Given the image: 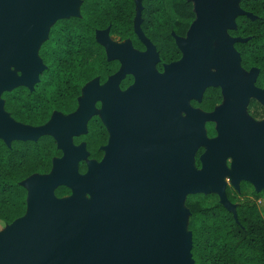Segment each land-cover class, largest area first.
Wrapping results in <instances>:
<instances>
[{"label":"water","instance_id":"water-1","mask_svg":"<svg viewBox=\"0 0 264 264\" xmlns=\"http://www.w3.org/2000/svg\"><path fill=\"white\" fill-rule=\"evenodd\" d=\"M239 1L197 0L201 5L198 19L188 37L176 39L185 59L166 65V76L161 79L153 70L158 61L155 47L139 28L144 53L130 55L125 45L105 47L120 61V70L135 76V82L119 93V84L107 81L109 76L88 95L90 102L104 101L109 113V128L105 125L111 137L97 171L90 165L79 172L78 162L87 152L84 156L85 146L76 147L71 140L76 129L86 127L90 116L86 121L81 116L68 119L64 125L55 124L53 134H41L13 120L0 98V138L9 144L14 139L51 134L63 152L54 183L34 184L27 193L31 212L18 218L0 240V264H194L191 233L187 224L184 231L183 213L178 211L182 197L206 192L211 186L230 209L223 183L228 157L234 184L247 180L264 188V120L247 123L232 114L219 115L220 133L206 143L199 171L188 169L185 161L191 153V139L203 135L204 122L200 117L185 127L175 122L187 96L200 97L210 85H219L223 94L235 92L245 109L249 99L259 95L256 71L242 69L233 46L240 38L224 42L222 59L208 51L207 29L220 34L227 17H234L235 22L237 15H249ZM70 6L68 0H0V94L21 84L33 86L38 80L44 68L38 56L43 40H39L44 34L47 37L56 19L67 17ZM12 64L23 72L21 84L10 71ZM238 66L248 75L240 76ZM211 67L217 70L210 72ZM59 185L68 187L71 194L57 197L54 190ZM81 193L93 199H81Z\"/></svg>","mask_w":264,"mask_h":264},{"label":"trees","instance_id":"trees-1","mask_svg":"<svg viewBox=\"0 0 264 264\" xmlns=\"http://www.w3.org/2000/svg\"><path fill=\"white\" fill-rule=\"evenodd\" d=\"M79 1L78 14L56 19L39 45L38 56L44 68L32 88L21 84L0 94L4 110L16 122L38 127L56 112H75L87 82L97 79L102 84L120 68L118 59L109 58L105 46L98 41V30H108L121 39L129 38L142 48L133 30L138 2L142 33L154 44L159 56L157 68L181 59L183 53L175 37L186 35L189 21L195 18L192 0L174 4L175 13L185 22L165 12L164 0ZM239 6L249 15H237L235 27L227 32L240 38L233 43L240 66L246 72L256 71L255 85L264 91V0H240ZM132 80V75L127 74L119 88L127 89ZM222 96L221 87L211 85L204 90L201 100H192L191 104L210 112ZM246 111L254 120H264V103L256 98L249 99ZM207 127L213 130L212 123ZM109 135L99 115L92 114L86 131L75 142H85L88 158L100 159ZM60 155L61 149L51 135L14 139L9 144L0 138V223L10 224L26 213L27 190L23 180L32 174L48 173ZM79 170H86L85 161L79 163ZM54 193L62 197L70 189L60 185ZM225 193L228 202L235 205L234 211L219 200L212 204H203L201 200L185 202L194 264H264V217L257 206L260 194L247 180L240 181L239 192L226 187Z\"/></svg>","mask_w":264,"mask_h":264},{"label":"rangeland","instance_id":"rangeland-1","mask_svg":"<svg viewBox=\"0 0 264 264\" xmlns=\"http://www.w3.org/2000/svg\"><path fill=\"white\" fill-rule=\"evenodd\" d=\"M173 1H176V0H166L167 9L170 12L172 11L171 10V4H172ZM192 1H193V4H194L195 18L191 22L190 28L188 30V34H189L192 26L194 25V23L198 19L199 11H200V8H201V5L197 2V0H192ZM236 3H237V1H235V4ZM78 7H79V1L78 0H74V3H71V6H70L68 12L65 14V16H69V15L78 13ZM137 19H138V16L136 17V22H138ZM50 24H51V22H50ZM50 24H48V27H49ZM234 25H235L234 17L229 16V17H227V23L221 28L220 34H214L209 29H207L205 31L207 36L209 37L208 51L210 53L217 54L220 57V59L223 58L222 46H223L224 42L226 40H232V41L234 40V38L231 37L227 33V30H228V28H231ZM188 34H187V37H188ZM108 37H110V35L108 34L107 31H98V33H97L98 40L100 42H102L105 45L106 48L109 45L110 46H115L114 42H119V43H121V46L126 45L128 47L129 52H130L131 55H140V54L145 52V51L136 50L135 48H133L131 46L130 42L127 41V40H119L117 38L111 37L113 42H109L108 41ZM45 38H46V35L44 34L42 36V38L39 40V43L42 40H44ZM106 51H107L108 56L111 57L109 51L108 50H106ZM185 56H186V54L184 53V55H183L182 59L179 61V63L184 61ZM120 67H121V65H120ZM16 68H18V67L15 64H12L10 66V71L18 79L17 84H21L22 83L21 78L23 76V72H22V70L19 69V71L17 70L16 74H15ZM153 70H154L156 76L158 78H160V79L166 76L165 69H163V71H158L157 68L154 67ZM209 70H210V72L216 71L215 67H211ZM238 71H239V75L240 76L248 75L239 66H238ZM125 75H126V73L124 71L120 70V68H119L113 75H111L109 77V79L107 81H115L116 80V82L119 84V82L121 81V79ZM103 85L104 84L103 83L100 84L97 79H93V80L87 82L85 87L83 88L81 96L79 98V106L80 107H78L75 112H73L71 114H66L65 116H63L64 114H61V113H55L53 115V116H56V117L64 118V121H62L61 123H57L56 122V123L50 124V120L53 117L52 116L51 119L47 123H45L44 125L39 126V127H31V128L32 129H40V128H44V126H47L48 124H50L49 132H47V133L53 134L52 127L55 124L64 125L65 122L68 119H71V118H74V117H79V116H81L84 119V121H86L87 118L89 116H91L92 114L99 115L101 120L108 126L109 113H108V111L105 108L104 101L96 100V101L90 102L88 100L89 93L93 89L100 88ZM133 85H134V83L131 86H129L126 90L130 89ZM31 86L32 85L30 84V87ZM257 88L259 89V95H257L256 98H258L260 101L264 102V92L259 87H257ZM126 90H121L118 87V92L119 93H123ZM192 96L193 95H191V94L188 95L186 100L184 101L182 107L180 109H178V111L176 112V114H175V122H176V125L178 127H185L186 124L195 122V120L197 118H199V117L202 118V120L204 122L203 131H202L203 135H202V137H194V138L191 139V141H190L191 147H192L191 148V153H190V156L185 161L186 166H187L188 169L193 170V171H199L200 167H201V166L199 167L197 165V162L200 163V160H199V156L200 155H199V153L202 151V149H204L206 147V143L211 138L217 137L219 135V133H220L221 121L218 118L219 115L232 114V115H235L238 119H240V120H242L244 122H247V123H256L258 121H256L253 118H251L249 116V114L247 113L245 108H242V107L239 106L238 101H237V94L235 92H232V93H229V94H223L222 101L219 104H217L214 107L213 111H211V112H204V111L199 110L197 108H193L190 105V102H189V100H190V98ZM82 99H83V103H82ZM81 106H82V111H81ZM260 122H262V121H260ZM208 123H212L213 124V130H209L208 129V127H207ZM108 128H109V126H108ZM85 130H86V127L84 125V126H82L80 128V130H78L76 133H74L73 136L79 135V134L85 132ZM72 137H71V140L73 142V138ZM75 146L83 148L84 147V143L75 144ZM85 155H86V151L84 150V156ZM60 159H61V156L56 158L54 160V162H53V166H54V164L57 165V163L60 161ZM81 160H86V159L84 157ZM99 162L100 161H97V160H94V159L86 160L87 169H88V167L90 165H93L95 167L96 171H97ZM230 164H231V158H227L226 161H225V167H226L227 171H226V173L223 176V183H224V185H230L234 189L238 190L239 189L238 183L237 184L233 183V174L231 172ZM53 166H52V168H53ZM52 168L50 169V171L48 173L39 174V175L43 176V175L49 174L51 172ZM96 173L97 172H95V175H96ZM254 187H255L256 191L260 192L259 193L260 194V199H259V201H257V203H258V206H259V210H260L262 216L264 217V188L258 189L256 187V185H254ZM27 193H28V191H27ZM212 193H214L215 195H210V196L208 195V194H212ZM203 195H205V196L208 195V196L204 197ZM79 198L89 201V200L93 199V196L91 194H89V193H81V194H79ZM196 200H201L203 202V204H212L214 201L219 200V196H218V194L216 192L213 191L212 187L209 186L208 190L206 192L187 193V194H185L182 197V199L180 200V203L178 205V211L183 213V215L181 216V222L183 224L184 231H186V232H187L186 224H187V221H188V210L185 207V202L186 201H196ZM229 207H230V209L234 210L235 206L229 204ZM30 212H31V208L29 206V208L27 210V213L25 215H28ZM22 218H20V219H22ZM20 219L14 221L13 223H10V224L0 223V240H2L4 237H6L9 234V232L14 228L16 222L19 221Z\"/></svg>","mask_w":264,"mask_h":264},{"label":"flooded vegetation","instance_id":"flooded-vegetation-1","mask_svg":"<svg viewBox=\"0 0 264 264\" xmlns=\"http://www.w3.org/2000/svg\"><path fill=\"white\" fill-rule=\"evenodd\" d=\"M180 0H176V1H173L172 2V4H171V12L167 9V6H166V0H164V10H165V12L168 14V15H170L172 18H174L175 20H177V21H183V22H185V20L184 19H182L181 17H179L176 13H175V11H174V4L175 3H177V2H179ZM193 9H194V4H193ZM140 11H141V6H140V4H139V2H138V4H137V6H136V13H135V17H134V20H133V30H134V32L136 33V35H137V37H138V39H139V41L141 42V44H142V48H140V47H138V46H136L135 44H134V42L131 40V39H121V38H119L118 36H116V35H114V34H109L110 35V41L111 42H113L112 41V38L111 37H113V38H117V39H119V40H127V41H129L130 42V44H131V46L133 47V48H135L136 50H138V51H146V45H145V43L140 39V37L138 36V34H137V31H136V28L138 29H140L141 30V27H140V24H141V21H142V18H141V16H140ZM194 11V10H193ZM195 12V11H194ZM138 16V22H136V17ZM194 20V18L192 19V20H190L189 21V23H191L192 21ZM190 28V27H189ZM141 32H142V30H141ZM187 34H188V31H187ZM187 34L186 35H184V36H182V37H175V42H176V39L177 38H185V37H187ZM144 35V34H143ZM148 39V38H147ZM149 40V39H148ZM150 41V40H149ZM114 43H119V42H114ZM177 44V43H176ZM154 45V44H153ZM126 46V45H125ZM178 46V45H177ZM155 47V46H154ZM179 48V47H178ZM127 49H128V47H127ZM180 49V48H179ZM155 50H156V47H155ZM128 52H129V49H128ZM157 52V51H156ZM183 53V52H182ZM129 54H130V52H129ZM158 54V53H157ZM131 55V54H130ZM183 55H184V53H183ZM183 55H182V57H183ZM182 57H181V59H182ZM110 58H112V57H110ZM181 59H179V60H177V61H173V62H179ZM119 61V60H118ZM158 62H159V56H158V61L155 63V65H154V67H156L157 68V64H158ZM119 63H120V61H119ZM172 63V62H171ZM168 64H170V63H162V65H161V69H158L157 68V70L158 71H163V69H165V66L166 65H168ZM120 65H121V63L119 64V67H120ZM127 74H130V75H132V77H133V80H132V83L129 85V86H131L133 83H134V81H135V76L132 74V73H126V75ZM125 75V76H126ZM119 84H120V82H119ZM128 86V87H129ZM211 86V85H210ZM208 87V86H207ZM206 87V88H207ZM205 88V89H206ZM204 89V90H205ZM222 89V88H221ZM204 90L202 91V94H203V92H204ZM202 94H201V96L200 97H196V96H194L193 94H191V95H193L191 98H190V100H189V102H190V105L193 107V108H197V109H199V110H202V111H204V112H208V110H204V109H201L200 107H198V106H195V105H192L191 104V101L192 100H201V97H202ZM222 94H223V91H222ZM190 95V94H189ZM222 98H223V96H222ZM222 98L220 99V101L217 103V104H219L221 101H222ZM211 112V111H210ZM64 115H66V114H64ZM196 121V120H195ZM257 121V120H256ZM87 123V122H86ZM81 128V127H80ZM80 128H78V129H76V131H74V132H77L78 130H80ZM84 133V132H83ZM83 133H81V134H83ZM81 134H79V135H76V136H73L72 138H73V144L75 145V144H79V143H84V146H85V142L84 141H79V142H75V138H77V137H79ZM43 135H45V134H43ZM47 135H51V134H47ZM54 139H55V137L53 136V135H51ZM110 137H111V130H110V135H109ZM56 140V139H55ZM57 141V140H56ZM108 141H109V138H108ZM108 141H107V144H108ZM58 144V143H57ZM106 144V145H107ZM105 145V146H106ZM86 149V148H85ZM102 149H103V155H102V157L100 158V159H94V158H88V152H87V150H86V152H87V156H86V160H88V159H94V160H97V161H101V159L103 158V156H104V154H105V151H104V146H102ZM204 150H205V148L204 149H202V151L199 153V155L201 156V154L204 152ZM63 155V152H62V150H61V155L60 156H62ZM60 156H58V157H60ZM200 156H199V160H200ZM58 157H56V158H58ZM55 158V159H56ZM228 158H230V157H228ZM54 159V160H55ZM86 160H80L79 162H78V170H79V163L81 162V161H85V164H86ZM54 162V161H53ZM201 164V161H200V163H199V167L201 166L200 165ZM53 166V165H52ZM86 170H87V165H86ZM85 170V171H86ZM84 171V172H85ZM79 172H80V170H79ZM84 172H80V173H84ZM241 181V180H240ZM240 181H239V183H238V185L240 184ZM60 186V185H59ZM58 187V186H57ZM226 187H229V188H231V189H234L232 186H230V185H225V188ZM254 189V188H253ZM236 190V189H235ZM238 192H239V189L237 190ZM263 191V190H262ZM258 192V191H257ZM245 193L247 194V195H249V189H246L245 190ZM258 193H260V192H258ZM71 194V190H70V193L69 194H67V195H64V196H69ZM226 194V193H225ZM250 196V195H249ZM63 197V196H62ZM260 199V198H259ZM259 199L257 200V201H259ZM235 206V205H234ZM257 206H258V203H257ZM258 209H259V206H258Z\"/></svg>","mask_w":264,"mask_h":264},{"label":"bare ground","instance_id":"bare-ground-1","mask_svg":"<svg viewBox=\"0 0 264 264\" xmlns=\"http://www.w3.org/2000/svg\"><path fill=\"white\" fill-rule=\"evenodd\" d=\"M68 2L70 3H74V0H68ZM108 41H110V38L108 37ZM115 46L117 47H120L121 46V43H114ZM215 69L217 70V67H215ZM19 71V68H16L15 70V74H16V71ZM82 103H83V99H82ZM81 111H82V106H81ZM62 121H64V118L62 117H56V116H53L52 119L50 120V124H53V123H61ZM50 124H48L47 126H44V128H40L38 131V133H47L49 132V126ZM55 170H56V164H54L51 172L47 175H43V176H40V175H33V176H30L28 178H26V180L24 181V185L27 189V191H31L34 187V184L38 181H42V182H45V183H54V173H55Z\"/></svg>","mask_w":264,"mask_h":264}]
</instances>
